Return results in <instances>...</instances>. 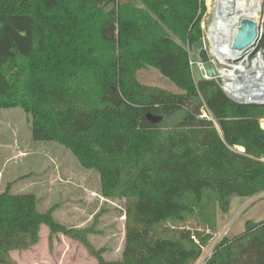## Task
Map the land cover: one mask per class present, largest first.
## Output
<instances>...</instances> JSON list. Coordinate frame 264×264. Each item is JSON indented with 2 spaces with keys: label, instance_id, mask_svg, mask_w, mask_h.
Returning <instances> with one entry per match:
<instances>
[{
  "label": "trees",
  "instance_id": "1",
  "mask_svg": "<svg viewBox=\"0 0 264 264\" xmlns=\"http://www.w3.org/2000/svg\"><path fill=\"white\" fill-rule=\"evenodd\" d=\"M204 11V0H0V109H22L35 142L63 146L99 175L103 198L125 201L121 258L107 262L88 240L96 218L66 228L33 195L2 192L0 264L36 246L42 226L97 264H192L210 236L160 227L192 215L212 227L215 208L264 191V106L192 79L185 46L201 39ZM147 67L183 94L141 86ZM205 264H264V221L223 238Z\"/></svg>",
  "mask_w": 264,
  "mask_h": 264
},
{
  "label": "rangeland",
  "instance_id": "2",
  "mask_svg": "<svg viewBox=\"0 0 264 264\" xmlns=\"http://www.w3.org/2000/svg\"><path fill=\"white\" fill-rule=\"evenodd\" d=\"M206 2L204 0V5ZM252 3L253 0L250 1ZM261 7L264 8V0H261ZM185 49L193 59H197V54H193L188 45ZM193 73L197 84L198 72L193 69ZM136 80L151 90L183 94L151 67L139 70ZM201 117L213 120L204 105ZM263 122L264 118L259 120L262 130ZM6 190L13 195H33L37 211L44 213L53 209L54 221L66 228H87L96 218L95 231L99 233L90 235L89 243L95 249H104L103 257L107 262L120 260L125 235V201L103 198L99 175L81 168L63 146L53 142H35L31 136L30 116L19 108L0 109V194ZM213 214L212 227L192 215L183 223H164L160 229L172 232L185 229L193 234L209 235L200 257L192 263L205 264L223 238L235 239L245 232L248 224L264 221V191L250 198L232 197L226 214L216 208ZM48 234L47 227L42 226L36 246L10 253L13 263L97 264L78 242L60 234L49 243ZM194 241L197 243V238Z\"/></svg>",
  "mask_w": 264,
  "mask_h": 264
},
{
  "label": "built area",
  "instance_id": "3",
  "mask_svg": "<svg viewBox=\"0 0 264 264\" xmlns=\"http://www.w3.org/2000/svg\"><path fill=\"white\" fill-rule=\"evenodd\" d=\"M249 5L246 0H207L200 21L203 45L197 59L188 53V65L194 82L196 69L199 81L215 82L229 101L264 106V8L261 0L258 8ZM242 19L256 23L257 37L250 47L237 51L231 45ZM201 52L206 60L200 58ZM207 63L212 65L214 76L206 73Z\"/></svg>",
  "mask_w": 264,
  "mask_h": 264
},
{
  "label": "water",
  "instance_id": "4",
  "mask_svg": "<svg viewBox=\"0 0 264 264\" xmlns=\"http://www.w3.org/2000/svg\"><path fill=\"white\" fill-rule=\"evenodd\" d=\"M257 37V25L254 21L248 19H242L239 23L238 28L236 29L235 36L232 40L231 48L237 51H243L250 47ZM203 42L199 40L192 46V51L195 54H199L200 49L202 48ZM205 71L208 75L214 76L215 72L213 67L210 63L205 65ZM147 119L151 123H157L162 120L161 117H156L151 115L150 113L147 114Z\"/></svg>",
  "mask_w": 264,
  "mask_h": 264
},
{
  "label": "bare ground",
  "instance_id": "5",
  "mask_svg": "<svg viewBox=\"0 0 264 264\" xmlns=\"http://www.w3.org/2000/svg\"><path fill=\"white\" fill-rule=\"evenodd\" d=\"M247 1V5L248 4H250V1L251 0H246ZM259 3H260V0H253V3H252V5H251V7H250V5L248 6V8H258V6H259ZM262 128H264V122L262 123ZM239 150H243L242 148H239Z\"/></svg>",
  "mask_w": 264,
  "mask_h": 264
}]
</instances>
